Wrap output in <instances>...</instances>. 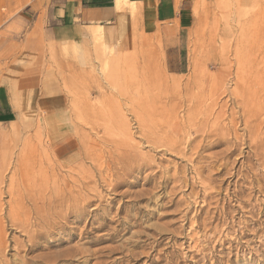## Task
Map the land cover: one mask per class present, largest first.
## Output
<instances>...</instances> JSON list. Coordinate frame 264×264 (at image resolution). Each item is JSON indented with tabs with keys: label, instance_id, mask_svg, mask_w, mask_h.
Returning a JSON list of instances; mask_svg holds the SVG:
<instances>
[{
	"label": "rangeland",
	"instance_id": "obj_1",
	"mask_svg": "<svg viewBox=\"0 0 264 264\" xmlns=\"http://www.w3.org/2000/svg\"><path fill=\"white\" fill-rule=\"evenodd\" d=\"M29 1L0 0V27ZM125 3L116 0L118 7ZM89 32L95 44L84 53L72 44L55 47L38 32L24 36L37 62L31 87L38 91L40 77L55 72L64 111L56 128L50 118L44 120L36 98L28 96L22 98L15 122L0 130V229L7 241L0 248L3 262L20 264V253L25 264H35L33 256L80 246L88 253L83 264H264V96L255 101L256 108L254 102L244 107L240 99L249 98L238 81L250 63L264 66V0H195L180 48L163 47L159 37L134 38L138 46L116 52L97 47L98 29ZM11 55L15 60V52ZM208 106L211 116L203 115ZM220 112L226 119L219 118ZM229 114L234 116L230 123ZM214 130H221L223 138L237 136L231 146L237 153L226 152L229 144H216L222 138ZM53 133L71 141L67 158L55 151ZM167 139L179 141L178 151L162 148ZM195 144L204 147L200 156L189 153ZM133 152L137 155L132 157ZM78 183L94 188H86L85 213L70 216L65 231L48 228L45 236L50 242L61 237L70 242L51 247L40 242L30 258L19 252L27 240L21 229L11 228L10 203L31 209L37 188L54 195L59 187V192L75 193L82 187Z\"/></svg>",
	"mask_w": 264,
	"mask_h": 264
},
{
	"label": "crops",
	"instance_id": "obj_2",
	"mask_svg": "<svg viewBox=\"0 0 264 264\" xmlns=\"http://www.w3.org/2000/svg\"><path fill=\"white\" fill-rule=\"evenodd\" d=\"M194 3L195 0H126L123 7H118L116 0H30L24 3L0 27L4 34L0 36V130L15 122L23 104L21 100L28 96L36 98L44 120L50 118L56 128L61 127L64 101L58 93V78L55 72H45L39 79L43 82L41 88L36 91L31 87L33 81H37L32 72L37 62L28 53L27 41L30 40L24 38L26 34L38 32L42 40L55 47L72 44L83 53L95 44L91 29L101 33L97 47L106 46L116 52L138 46L134 38L159 37L163 47L180 48L185 29L191 23ZM16 32H19L17 37L13 34ZM171 32L174 35L168 36ZM12 52L16 54L15 60L11 59ZM51 136L55 151L67 158L71 141L56 133Z\"/></svg>",
	"mask_w": 264,
	"mask_h": 264
},
{
	"label": "bare ground",
	"instance_id": "obj_3",
	"mask_svg": "<svg viewBox=\"0 0 264 264\" xmlns=\"http://www.w3.org/2000/svg\"><path fill=\"white\" fill-rule=\"evenodd\" d=\"M99 31V30H98ZM247 67V69H244V70H242V73L240 74V75H238V78H239V83H240V85L242 86V90H241V93H243V91H244V94L249 98V101H248V99H244V98H241V97H239V99H240V102H241V104L244 106V107H246V108H249V107H247V106H249L250 104H252V102H254L253 104L255 105V101L258 99V100H260L263 96H264V73H263V69H264V66H260L258 63H256V62H252V63H250L249 65H247L246 66ZM193 78V77H192ZM191 78V79H192ZM237 81V80H236ZM211 84H212V88H211V94L213 93V90H214V84L212 83V82H210ZM223 84V83H222ZM221 85V84H220ZM239 85V84H238ZM256 88V89H255ZM261 88H263L262 89V91H260L261 90ZM220 89V88H219ZM221 90V89H220ZM235 90H236V88H235ZM238 91V90H237ZM224 92V91H223ZM222 92V93H223ZM221 93V95H224V94H222ZM231 93V92H230ZM236 93V92H235ZM199 94V93H198ZM214 94H217V93H214ZM238 94V93H237ZM194 95V94H193ZM243 95V94H242ZM156 96H158V95H156ZM199 96H200V94H199ZM199 96H197V97H199ZM215 96V95H214ZM231 96V95H230ZM235 96V95H234ZM201 97V96H200ZM231 97H233V96H231ZM230 97V98H231ZM157 98V97H156ZM155 98V99H156ZM196 98V97H195ZM213 98V97H212ZM193 99H194V97H193ZM197 99V98H196ZM238 99V100H239ZM227 100H228V98H227ZM261 100H263V101H261ZM260 100V102H264V97L262 98ZM157 101V100H156ZM188 101H189V99H188ZM219 101V100H218ZM231 101V100H230ZM234 102V101H233ZM236 104H237V101L235 102ZM258 103V102H257ZM239 104V103H238ZM240 104V105H241ZM252 104V105H253ZM189 105V104H188ZM217 105V104H216ZM251 105V106H252ZM258 105V104H257ZM216 107V106H215ZM218 107H219V105H218ZM218 107H216L217 109H218ZM189 108V107H188ZM194 108V107H193ZM192 108V109H193ZM239 108H240V106H239ZM245 108V109H246ZM255 108H256V105H255ZM244 109V108H243ZM245 109L243 110V111H245ZM201 110V109H200ZM221 110H222V108H221ZM234 110V109H233ZM233 110H232V112H233ZM172 111H174V110H172ZM171 111V112H172ZM224 111V110H223ZM247 111V110H246ZM249 111V110H248ZM253 111V110H252ZM251 111V112H252ZM205 112V111H204ZM212 112H213V110H212V107L211 106H208V111H206V113H203V115H205V116H211V114H212ZM214 112H215V109H214ZM256 112V111H255ZM254 112V113H255ZM231 113V112H230ZM237 113V112H236ZM241 113H242V111H241ZM260 113V112H259ZM258 113V114H259ZM173 114V113H172ZM232 114V113H231ZM235 114V113H234ZM233 114V115H234ZM240 114V113H239ZM175 115V114H174ZM173 115V116H174ZM225 113L223 112H220V114H219V118L222 120V118H225L226 119V117H225ZM230 115V114H229ZM236 116H237V114H235ZM244 115V114H243ZM246 115H248V113L246 114ZM250 115H253V114H250ZM262 115V114H261ZM227 116V115H226ZM260 116V115H259ZM214 117V116H213ZM244 117H245V115H244ZM252 117V116H251ZM255 117V116H254ZM175 118V117H174ZM177 118V117H176ZM175 118V119H176ZM197 118V117H196ZM228 118H229V116H228ZM172 119H173V117H172ZM189 119V118H188ZM188 119L186 120V122L188 121ZM193 119V118H192ZM218 119V118H217ZM234 116L232 117V115H230V121H229V123L230 122H233L234 120ZM139 120V119H138ZM202 120H204V119H202ZM192 121V120H191ZM193 121H194V119H193ZM235 121H237V120H235ZM261 121H264V119L263 120H261ZM185 122V123H186ZM199 122V121H198ZM197 122V123H198ZM218 122H219V120H218ZM245 122V121H244ZM250 122V121H249ZM139 123V122H138ZM180 123V122H179ZM184 123V124H185ZM188 123V122H187ZM193 123V122H192ZM195 123V122H194ZM229 123H228V125H229ZM256 123V122H255ZM254 123V124H255ZM258 123H260V121L258 122ZM264 123V122H263ZM169 124V123H168ZM189 124V123H188ZM191 124V123H190ZM189 124V125H190ZM207 124H208V122H207ZM250 124H252V123H249L248 124V126L250 125ZM140 125V124H139ZM180 125H181V123H180ZM179 124H178V126L181 128V126H180ZM186 126V128H190L191 126ZM196 125V124H195ZM212 125V124H211ZM215 125V124H214ZM243 125H245V124H243ZM169 126V125H168ZM167 126V127H168ZM207 126V125H206ZM234 125H230V127H233ZM258 127L260 126V125H257ZM263 126V125H262ZM261 126V127H262ZM182 127H183V124H182ZM216 127V126H215ZM227 127V126H226ZM245 127H247V125L245 126ZM258 127H256V129L258 128ZM188 128V129H189ZM222 128H223V126H222ZM234 128V127H233ZM233 128H231V130L233 129ZM248 128L250 129V127H247V130H248ZM253 129H252V131L255 129V125L252 127ZM264 128V127H263ZM150 129V128H149ZM169 130H170V128H168ZM216 129H218V128H216ZM215 129V130H216ZM143 130V129H142ZM206 130V129H205ZM208 130V129H207ZM206 130V131H207ZM210 130H212V129H210ZM214 130V132H216ZM224 130H226V129H224ZM223 130V131H224ZM230 130V129H229ZM237 130V129H236ZM246 130V129H245ZM259 130V129H258ZM188 131V130H187ZM221 131V130H220ZM220 131H217L216 132V134L218 133V132H220ZM222 131V132H223ZM233 131V130H232ZM255 131V130H254ZM253 131V132H254ZM150 132H152V131H150ZM155 132V131H154ZM185 132V131H184ZM209 132H212V131H209ZM247 132H249V131H247ZM250 132H251V130H250ZM161 133V132H160ZM166 133V132H165ZM164 133V134H165ZM168 133H169V131H168ZM167 133V134H168ZM188 133V132H187ZM205 133V132H204ZM227 133V132H226ZM228 133H229V131H228ZM233 133V132H232ZM148 134V133H147ZM167 134H165L164 136H167ZM170 134V133H169ZM168 134V135H169ZM206 134V133H205ZM204 134V135H205ZM215 134V133H214ZM213 134V135H214ZM221 134H223V133H221L220 132V136L219 137H221L222 139H225V140H222V139H217V141H216V144H221V142L223 143V144H227V146H228V144H229V146H230V149H229V146H228V150H226V152H229L228 154H232V153H234V151H235V148L234 147H231L232 145H234L233 144V142H232V138H233V140L234 139H236L237 140V136H235V135H231L232 136V138L231 139H229V138H223V136L221 135ZM261 134V133H260ZM264 134V133H263ZM263 134H262V136H263ZM156 135V134H155ZM171 135V134H170ZM180 135V134H179ZM186 135H188V134H186ZM206 135H210V134H206ZM213 135H212V137H210V138H213ZM145 136L146 135H144V138H145ZM148 136V135H147ZM202 136V135H201ZM211 136V135H210ZM141 137V136H140ZM205 137V136H204ZM215 137H216V135H215ZM218 137V136H217ZM216 137V138H217ZM237 137V138H236ZM256 137V136H255ZM255 137H254V139H255ZM126 138V137H125ZM143 138V139H144ZM147 138V137H146ZM148 138H150V137H148ZM172 138V137H171ZM170 138V139H171ZM182 138H183V136H182ZM203 138V137H202ZM209 138V139H210ZM257 139H258V137H256ZM264 138V137H263ZM151 139V138H150ZM164 139V138H163ZM174 139H176V138H174ZM214 139V138H213ZM242 138H240L239 140H241ZM262 139V138H261ZM178 140H180V139H178ZM210 140H212V139H210ZM238 140V141H239ZM167 143H165V144H163L162 145V148H165L168 152L169 151H174L177 147H176V144L175 143H177V142H179V141H175V140H173V142H172V140L170 141V140H168L167 139ZM199 141V140H198ZM200 141H201V139H200ZM204 141L205 142H207V139L205 140L204 139ZM242 141H244V140H242ZM262 141V140H261ZM147 142V141H146ZM151 142V141H150ZM213 142V141H212ZM237 142V141H236ZM235 142V143H236ZM246 142V141H245ZM158 143V142H157ZM156 142H155V144L154 145H156L157 144ZM182 143V142H181ZM193 143V142H192ZM239 144H240V142H238ZM243 143V142H242ZM259 143V141H257V144ZM159 144V143H158ZM178 144V143H177ZM184 144V143H183ZM200 144H201V142H200ZM208 144L209 143H206L205 145H207L208 146ZM212 143L210 142V144H209V146H211V147H213L212 145H211ZM214 144V143H213ZM239 144H237L236 143V145H238V146H241V144L239 145ZM255 144V143H254ZM153 145V146H154ZM179 145H180V143H179ZM196 145V146H195ZM194 146V148L189 152V153H191L192 151H193V153L191 154V156H193V155H195V156H200V151H201V149H204V147L202 146V147H200L199 148V146L197 145V144H195ZM215 145V144H214ZM250 145V144H249ZM178 146V145H177ZM201 146V145H200ZM209 146H208V148H209ZM248 146V145H247ZM254 146V145H253ZM262 146V145H261ZM260 146V147H261ZM249 147V146H248ZM258 147V146H257ZM264 147V146H263ZM137 148V147H136ZM185 148V147H184ZM190 148V147H189ZM191 148H192V145H191ZM239 148V147H238ZM254 148L255 147H253V150H254ZM259 148V147H258ZM251 149V148H250ZM250 149H249V151H250ZM258 150V149H257ZM256 150V151H257ZM261 150H262V148H261ZM175 151H178V148H177V150H175ZM183 151V150H182ZM183 152H185V151H183ZM239 152V151H238ZM242 152V151H241ZM253 152V151H252ZM258 152H260V150L258 151ZM262 152V151H261ZM260 152V153H261ZM172 153V152H171ZM235 153H237V152H235ZM234 153V154H235ZM248 153V152H247ZM133 154H136V152H133L132 153V157H133ZM184 154V153H183ZM214 154V153H213ZM223 155H224V153H222ZM221 154V155H222ZM239 154V153H238ZM246 154V153H245ZM255 154V153H254ZM254 154L252 155V156H254ZM137 155V154H136ZM218 155V154H217ZM227 155V154H226ZM117 156V155H116ZM129 156H130V154H129ZM213 156H215V155H213ZM237 156V155H236ZM240 156V155H239ZM244 156V155H243ZM248 156V155H247ZM250 156V155H249ZM263 156H264V152H263ZM124 157V156H123ZM123 157H121V158H123ZM131 157V156H130ZM129 157V158H130ZM137 157V156H136ZM210 157V156H209ZM218 157H220V156H218ZM51 158V157H50ZM199 158V157H198ZM227 158V157H226ZM47 159V158H46ZM46 159L44 160V162L46 161ZM120 159V158H119ZM136 159V158H135ZM140 159V158H139ZM197 158H195V160H196ZM201 159V158H200ZM216 159V158H215ZM53 160V159H52ZM128 160V159H127ZM134 160V159H133ZM137 160V159H136ZM144 161H146V160H144ZM143 161V162H144ZM189 161V160H188ZM194 161V160H193ZM198 161V160H197ZM49 162H50V160H49ZM112 162V161H111ZM136 162V161H135ZM140 162V161H139ZM129 163V162H128ZM142 163V162H141ZM229 163V162H228ZM233 163H235V162H233ZM46 164V163H45ZM53 164V163H52ZM190 164V163H189ZM26 165V164H25ZM120 165V164H119ZM127 165V164H126ZM129 165V164H128ZM35 166V165H34ZM54 166V165H53ZM136 166V165H135ZM192 167V166H191ZM227 167V166H226ZM49 168V167H48ZM195 168V167H194ZM35 169V168H34ZM47 169V168H46ZM45 168L43 169V172L44 173H46V172H48L47 170H46ZM50 169V168H49ZM197 169V168H196ZM73 170V169H72ZM218 170V169H217ZM37 171V170H36ZM74 171V170H73ZM129 172V171H128ZM34 173V172H33ZM39 173V172H38ZM37 173V174H38ZM68 173V172H67ZM73 173V172H72ZM195 173V172H194ZM128 174V173H127ZM216 174V173H215ZM52 175V174H51ZM107 175V174H106ZM195 175V174H194ZM77 176V175H76ZM101 176V175H100ZM179 176V175H178ZM208 176V175H207ZM209 176H210V174H209ZM108 177H109V174H108ZM49 178H51V176L49 177ZM52 178H54V177H52ZM103 178V177H102ZM114 178V177H113ZM164 178V177H163ZM172 178V177H171ZM219 178V177H218ZM40 179H42V178H40ZM94 179V178H93ZM99 179V178H98ZM107 179V178H106ZM105 179V180H106ZM111 179V178H110ZM162 179V178H161ZM57 180H58V178H57ZM71 180V179H70ZM82 180V179H81ZM80 180V181H81ZM96 180V179H95ZM104 180V181H105ZM119 180V179H118ZM117 180V181H118ZM163 180V179H162ZM164 180H166V179H164ZM170 180V179H169ZM38 181V180H37ZM80 181H78V182H80ZM90 181V180H89ZM89 181H87L88 183H89ZM108 181V180H107ZM114 181V180H113ZM116 181V182H117ZM119 181H121V179L119 180ZM209 181V180H208ZM14 182V181H13ZM36 182V181H35ZM39 182V181H38ZM85 182V184H86V181H84ZM112 182V181H111ZM167 182V181H166ZM171 182V181H170ZM196 182V181H195ZM19 183V182H18ZM37 183V182H36ZM49 183V182H48ZM59 183V182H58ZM72 183H73V181H72ZM82 183H83V181H82ZM82 183H80V185L82 186H80L79 185V183H78V187H81L79 190H77L76 188V190H77V192H75V193H71V192H69L68 191V189H67V191L68 192H66V191H64L63 189H61V190H63L62 192H59V189H60V187H59V189L57 190L58 191V193H56L55 195L54 194H52V193H47V192H45V191H43L41 188L40 189H38L37 188V192L39 193L38 194V196H37V200L36 199H34L33 201H30V200H32V198L34 197V194H33V196H28V198H29V201L33 204H31V209H29V208H26V206L25 207H21V206H19L18 205V203H14L16 206H12L11 205V203H10V205H9V209H8V218H9V223H10V225L12 226L11 228H13V227H15V228H17V229H21V231H22V233H24L25 234V236H26V242H27V244H25V246H21L22 247V249H21V251H19V249H20V246H19V244L21 243V242H19L18 240V242H19V244L17 243V242H15V243H13V248H14V250L16 251V252H23L25 255H28V254H30V253H33L34 251H36V250H38V245L40 244V242H46L47 243V245L49 246V247H51V246H58V244H63V241H65V243H69L70 242V238L68 239V238H65V237H61V238H55L52 242H50L48 239H46L47 237H45L46 235H48L49 233H50V231L49 230H46V229H48V228H53V230H55L54 228H56V229H58V230H60L61 232L62 231H65L66 230V222H67V220H68V218L71 216V217H73V216H76V215H82V214H84L85 213V211H86V205H87V201H88V199L86 198V197H89L88 196V194L94 189H92L91 191H90V187L88 186H83L82 185ZM93 183V182H92ZM160 182H158V184H159ZM186 183V182H185ZM75 184V183H74ZM84 184V183H83ZM90 184V183H89ZM94 184H95V182H94ZM114 184V183H113ZM59 185H62V184H59ZM109 185H111V183L109 182ZM10 186V185H9ZM69 186H70V184H69ZM159 186V185H158ZM157 186V187H158ZM164 186H165V184H164ZM189 185H187V187H188ZM14 187V186H13ZM36 187V186H35ZM63 187V186H62ZM77 187V188H78ZM85 187V188H84ZM107 187V186H106ZM110 187V191H111V188L113 187H111V186H109ZM108 187V188H109ZM207 187V186H206ZM70 188V187H69ZM86 188H89L88 190L90 191L89 193L87 192L88 190L86 189ZM108 188H106V190L108 189ZM117 188V187H116ZM189 188V187H188ZM191 188H193L192 186H191ZM36 189V188H35ZM35 189H34V191H35ZM65 189V188H64ZM71 189V188H70ZM74 189V188H73ZM72 189V190H73ZM74 189V190H75ZM190 189V188H189ZM214 189V188H213ZM72 190H70V191H72ZM2 192V191H1ZM8 192H10V191H8ZM11 192H13L12 190H11ZM17 192V191H16ZM25 192V191H24ZM24 192H23V194H24ZM32 192V191H31ZM36 192V191H35ZM54 192V191H53ZM96 192V191H95ZM151 192V191H150ZM172 192H174L173 190L171 191V193ZM6 193V192H5ZM15 193V192H14ZM30 193V192H29ZM55 193V192H54ZM101 192H99V194H100ZM36 194V193H35ZM102 194V193H101ZM12 195V194H11ZM11 195H10V197H11ZM25 195H26V193H25ZM25 195H20L19 196V198L20 199H22V198H24L25 197ZM94 195H96V193L94 194ZM14 196V195H13ZM101 196V195H100ZM99 196V197H100ZM98 197V198H99ZM11 198H13V197H11ZM95 198H96V196H95ZM24 199H27V198H24ZM86 199H87V201H86ZM91 199V198H90ZM89 199V200H90ZM100 199V198H99ZM28 200V199H27ZM205 200V199H204ZM11 202H13L12 201V199L10 200ZM17 201V200H16ZM28 201V202H29ZM15 202V201H14ZM23 202V201H22ZM90 204V203H89ZM202 204H203V202H202ZM25 205V204H24ZM108 206V205H107ZM240 206H241V204H240ZM239 206V207H240ZM243 207H244V204H243ZM243 207L241 208V209H243ZM247 207V206H246ZM2 208V207H1ZM245 208V207H244ZM93 210V209H92ZM2 211V210H1ZM0 211V212H1ZM4 212V211H3ZM21 212V214H18V213H20ZM181 213V212H180ZM3 214V213H2ZM1 214V215H2ZM223 215V214H222ZM3 216V215H2ZM4 217V216H3ZM31 218H32V221H31ZM126 218V217H125ZM1 219V218H0ZM72 219V218H71ZM3 220V219H2ZM1 222V221H0ZM7 222V221H6ZM125 223H126V221H125ZM129 223V222H128ZM132 224V223H131ZM0 225H1V223H0ZM8 225V224H7ZM71 225V224H70ZM202 225V224H201ZM203 226V225H202ZM68 227H69V224H68ZM123 227V226H122ZM126 227V226H125ZM5 228V227H4ZM190 228V227H189ZM198 228V227H197ZM70 229V228H69ZM112 229V228H111ZM2 230H3V228H1L0 229V248H2L3 246H4V244H5V242H7V241H5V238H4V236L3 235H1V232H2ZM46 230V231H45ZM53 230H51V231H53ZM73 230V229H72ZM112 230H114V228L112 229ZM5 231V230H4ZM111 231V230H110ZM118 231V230H117ZM60 232V233H61ZM112 232H115V231H112ZM227 233V232H226ZM56 234V233H55ZM105 234V233H104ZM109 234V233H108ZM115 234V233H114ZM5 235V234H4ZM99 235V234H98ZM102 235H100V237H101ZM52 238H54L53 236H51ZM111 237V236H110ZM104 239V238H103ZM14 242V241H13ZM85 242V241H84ZM110 242V241H109ZM8 244V243H7ZM21 245H23V244H21ZM10 246V245H9ZM3 248H5V247H3ZM7 249V248H6ZM6 249H4V250H6ZM41 249V248H40ZM64 249V248H63ZM2 250L0 249V254H2V252H1ZM40 251H42V250H40ZM39 251V252H40ZM107 251V250H106ZM6 251H4V253H5ZM93 252V251H92ZM110 252V251H109ZM3 253V254H4ZM15 253V252H14ZM16 254H19L20 255V258H18L17 260H19V262H20V264H25V262L26 261H24L25 259H24V257H22L21 256V254L20 253H16ZM87 251H84L83 250V247H81V249H80V246H79V248H77V247H67L64 251H61V252H59V254H57L56 253V255H55V253H54V255L52 254H39V255H37V256H33V258H35L36 259V263H41V264H83V263H85V261H87V258L88 257H86L87 256ZM18 255V256H19ZM1 256V255H0ZM16 256V255H15ZM17 257V256H16ZM27 257V256H26ZM31 256H29L28 255V258H30ZM13 258L15 259V257L13 256ZM13 258L11 259V260H13ZM0 259H2L1 261H0V264H7L8 263V261H7V263L6 262H3V258H0ZM5 260V259H4ZM14 261V260H13ZM11 262V261H10ZM18 262V261H17ZM35 263V264H36ZM15 264V263H14ZM97 264V263H96Z\"/></svg>",
	"mask_w": 264,
	"mask_h": 264
}]
</instances>
